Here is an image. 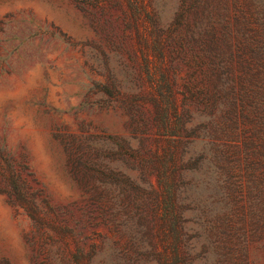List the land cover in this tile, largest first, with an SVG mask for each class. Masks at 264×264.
<instances>
[{"label": "trees", "instance_id": "obj_1", "mask_svg": "<svg viewBox=\"0 0 264 264\" xmlns=\"http://www.w3.org/2000/svg\"><path fill=\"white\" fill-rule=\"evenodd\" d=\"M126 2L121 42L133 40L129 60L137 72L123 81H93L99 98L90 108L125 117L139 146L116 138L143 171L156 176L157 162V227L155 183L135 185L77 149L70 160L82 173L83 192L72 225L52 227L36 205L24 207L33 220L34 256L40 264H94L91 257L111 246L134 249L148 264L152 257L155 264H193L198 257L264 264V0H175L167 18L163 3L161 18L145 0ZM119 181L124 188L111 186ZM126 192L139 232L124 243L121 224L109 227L111 203ZM43 226L57 229L59 238Z\"/></svg>", "mask_w": 264, "mask_h": 264}, {"label": "rangeland", "instance_id": "obj_2", "mask_svg": "<svg viewBox=\"0 0 264 264\" xmlns=\"http://www.w3.org/2000/svg\"><path fill=\"white\" fill-rule=\"evenodd\" d=\"M145 2L161 18L163 3L167 18L175 0ZM129 9L126 0H0V264H40L31 245L33 220L24 209L28 203L45 213L52 227L72 225L73 204L83 192L82 173L70 160L77 149L84 158L122 172L135 185L155 183L153 231L157 227V162L156 176L143 171L138 159L119 147V136L128 138L134 149L139 146L137 134L125 128V117L90 108L99 98L93 81H123L137 72L129 60L133 40L121 42ZM14 171L19 174L15 181ZM131 196L126 192L115 198L110 209L115 220L109 228L120 223L124 243L138 239L134 209L131 203L125 207ZM185 214L191 217L193 211ZM188 225L198 233L194 223ZM42 229L59 238L57 229ZM98 230L107 232L104 226ZM200 244L195 243V252ZM91 261L148 264L134 249L111 246ZM149 263L155 264L153 257ZM193 264L208 263L198 257Z\"/></svg>", "mask_w": 264, "mask_h": 264}]
</instances>
